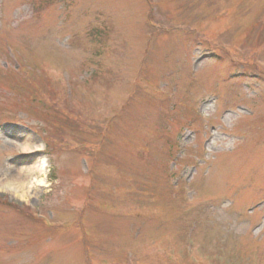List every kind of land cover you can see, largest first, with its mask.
<instances>
[{"label":"rangeland","instance_id":"374dc122","mask_svg":"<svg viewBox=\"0 0 264 264\" xmlns=\"http://www.w3.org/2000/svg\"><path fill=\"white\" fill-rule=\"evenodd\" d=\"M5 177L0 264H264V0H0Z\"/></svg>","mask_w":264,"mask_h":264},{"label":"bare ground","instance_id":"6f19581e","mask_svg":"<svg viewBox=\"0 0 264 264\" xmlns=\"http://www.w3.org/2000/svg\"><path fill=\"white\" fill-rule=\"evenodd\" d=\"M13 144L17 145V143H10L9 145H13ZM19 146L21 147V149L23 151H27L28 150V146L27 145H19ZM37 168H38L37 172H39L41 174H44L46 172V168H47V163L45 162V160L40 161V163H38V165H37ZM32 170L33 169L29 170V172L32 171ZM21 172H24V171L21 170ZM34 183L36 184L35 186H37V187H45V183L44 182H42V181L37 182V181H35L33 179H30V181H29L27 186L31 187L32 184H34ZM0 185H1L0 187H3V186L6 187L7 186L10 190H14V191L18 192L19 196H22V197L26 196V192H24L25 185H24L23 182H18V183H14V184H13V182L8 183L7 182V177H5V178H1Z\"/></svg>","mask_w":264,"mask_h":264},{"label":"trees","instance_id":"16d2710c","mask_svg":"<svg viewBox=\"0 0 264 264\" xmlns=\"http://www.w3.org/2000/svg\"><path fill=\"white\" fill-rule=\"evenodd\" d=\"M228 19L230 20V22H232V20L228 17ZM230 22H229V24H228V28H229V25H230ZM30 219H32V217L31 216H28Z\"/></svg>","mask_w":264,"mask_h":264}]
</instances>
